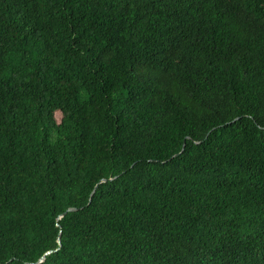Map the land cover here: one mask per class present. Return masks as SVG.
I'll list each match as a JSON object with an SVG mask.
<instances>
[{
  "label": "trees",
  "instance_id": "1",
  "mask_svg": "<svg viewBox=\"0 0 264 264\" xmlns=\"http://www.w3.org/2000/svg\"><path fill=\"white\" fill-rule=\"evenodd\" d=\"M0 264H264V0H0Z\"/></svg>",
  "mask_w": 264,
  "mask_h": 264
},
{
  "label": "water",
  "instance_id": "2",
  "mask_svg": "<svg viewBox=\"0 0 264 264\" xmlns=\"http://www.w3.org/2000/svg\"><path fill=\"white\" fill-rule=\"evenodd\" d=\"M199 142V141H198ZM184 146H185V143H184ZM184 148V147H183ZM183 150V149H182ZM108 179H106V178H104V179H102V181L101 182H105V181H107ZM98 186V184L96 185V187ZM96 187H95V190H96ZM95 190L93 191V193L95 192ZM92 193V194H93ZM75 210H78V208H76V207H70V208H68V210L67 211H75ZM66 211V212H67ZM66 212H64L62 215H64V214H66ZM45 259V256H42V258L40 259V261H43Z\"/></svg>",
  "mask_w": 264,
  "mask_h": 264
}]
</instances>
